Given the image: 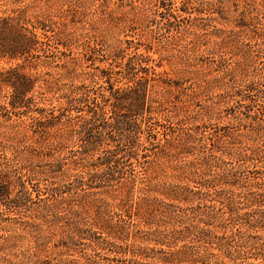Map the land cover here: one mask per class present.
Wrapping results in <instances>:
<instances>
[{
	"label": "rangeland",
	"instance_id": "rangeland-1",
	"mask_svg": "<svg viewBox=\"0 0 264 264\" xmlns=\"http://www.w3.org/2000/svg\"><path fill=\"white\" fill-rule=\"evenodd\" d=\"M186 1L190 3L187 7L190 18L188 14L177 12L175 6L180 4V0H175L176 4L171 10L176 16L174 23L168 20L171 12L159 7L157 0H0V16L21 15L23 21L40 27L37 31L42 38L45 39L43 35L47 37L46 42L54 54L46 51L49 55L46 59L54 62H50L48 68L34 64L24 71L39 78L40 84L43 79L48 81L50 88L79 81L62 77L67 68L75 66L76 72L81 73L84 70L91 71L94 66L103 67L113 52L125 46L129 47V53L142 54L147 61L152 62L158 73L171 78L174 85L181 84V89L175 91L161 84L155 87L154 94V107L161 106L160 113L179 128L177 139L186 144L181 159L173 157L174 162L161 159L152 164L148 170L141 172L132 188L129 185L118 188V198L115 201L106 194L99 197L111 204L110 208L104 201H100L104 212L101 219L115 223L118 213L125 216L130 212L128 209L121 212L116 205L123 203L122 201H130L132 195L136 199L142 195L143 188L147 193L145 196L151 199L153 194L150 191L154 188L193 187L195 183L206 188L208 185L207 189L211 192L209 206L202 204L194 209L195 205L190 202L177 203L178 206L172 213L162 212L159 206H150L148 210L141 211L139 218L133 214L130 222L126 220L127 231H136L141 237L148 239L144 245L164 247L167 254L193 249L194 258L161 263L164 256L160 253H133V247H128L131 245V238L102 234L103 237L107 236L103 242L101 238L72 231L69 223L76 218L70 213L80 216L79 221L86 225L100 223L97 222L98 213L95 211V207L99 205L98 197L81 199L76 195H68L62 198L53 189L69 184V177L57 174L53 179L46 173L36 178L31 190H35L32 192L33 197L36 191L48 196L53 204L50 209H43L45 201L34 202L21 209H10L0 202V264H41L42 261L46 264H135L134 261L150 264H214L212 258L201 260L197 248H202L200 253L217 252L219 248L220 254L230 264H264V258L257 259L259 256H256L258 253L264 255V230L249 224L253 223L258 210L264 208V202H251L253 193L264 190V137L255 138L250 133L245 126L246 122L240 120L242 116L238 108L236 111L226 110L236 101L234 94L232 95L233 82L235 86H239L245 78L246 81L251 78L264 83V70L257 69L261 67L259 63L264 57V18L252 21L248 28L233 29L230 36L224 35V32L233 28L235 16L242 12H247L250 17L255 15L257 7L264 9V0ZM213 14L222 15L218 25L223 32L219 37L210 35L213 24L207 20ZM199 23L203 30L198 33ZM216 42L221 44L219 48H213ZM86 54L89 60H85V65ZM17 63L16 60L0 59V71ZM242 72L245 76L243 80L240 75ZM210 106V111L205 112L204 109ZM202 116L212 123L205 130H222V153L211 148L203 150V138L187 141L183 136L182 133H189L194 130L196 123H201L199 121H202ZM178 122H181V126L177 125ZM11 130L14 132L2 123L1 143L7 142L4 135L10 136ZM21 143H24L23 153L13 159L10 164L12 169L33 165L29 156H26L29 155L27 147L31 142L27 137ZM51 143L48 139L37 147L40 152L45 153L41 148H44L43 145L51 146ZM253 149L260 151L251 156ZM2 150L0 148L1 156ZM71 150L65 153V157L56 148L51 149L47 153L53 156H41L40 167L49 170L54 161L59 160L63 163V171L71 173L69 175L80 174L86 179L91 173H100L96 162H89L92 159L90 155L87 158L80 155L75 157L70 154ZM22 156L26 157L21 158ZM1 167L2 164L0 169ZM34 167L40 168L36 165ZM234 167H238L242 179L238 176L237 182H223L220 179L221 173L232 171ZM118 183L130 182L124 180ZM18 190L17 187L11 188V194L18 193ZM231 201L233 210H228L224 216L227 222L224 232L215 231L214 235L202 237L194 231L192 227L203 220L208 221L212 212L220 207L225 209L223 205ZM244 213L251 215L241 217ZM56 215L62 218L57 220ZM221 233L224 235L223 239L216 238ZM222 241L225 247H220ZM124 247L128 251L123 250ZM164 258L170 259L168 256Z\"/></svg>",
	"mask_w": 264,
	"mask_h": 264
},
{
	"label": "trees",
	"instance_id": "trees-1",
	"mask_svg": "<svg viewBox=\"0 0 264 264\" xmlns=\"http://www.w3.org/2000/svg\"><path fill=\"white\" fill-rule=\"evenodd\" d=\"M157 1L159 7L165 8L169 12L176 4L175 0ZM189 4L186 0H180V4L175 6L177 12L184 15L188 14L189 17L190 11L187 9ZM169 5H171L170 8ZM247 14V12H242L235 16L233 28L224 32V35L229 34L230 36V31L233 29L248 28L252 21L264 18V9L257 7L255 15L252 14L251 17ZM20 16H0V59L7 58L18 61L15 66L0 71V126L3 123L14 130V132L10 131V136L4 135L6 136V143L0 141V148L3 149V155H0V161H3L0 162L2 164V170L0 169V202L10 209H21L34 202L45 201L46 206L44 205L43 209L48 210L53 206L48 196L46 197L43 193L36 191V195L33 197L32 192L35 190H31V187H33L36 178L43 174L48 173L51 178H55L57 174H60L59 176L63 174L64 177H69L68 182L70 181V183L53 189L55 193L58 192L60 197L76 195L75 197L87 199L96 196L98 197L97 201H99L98 206L94 205L97 206L95 211L98 213L99 221L97 222L100 223L86 225L79 221L80 216L77 217L70 213L76 218L69 223L72 226V231L75 230L80 235L85 233L89 237L101 238L103 242L106 241L107 236L103 237L102 234L118 238L124 236L127 239L131 238L132 242L128 247H133V253L145 255L151 252L152 255L160 253L164 257H170V259L163 257L160 260L161 263H174L176 262L174 260L182 262L187 258H194L193 249L172 251L167 254L164 247L144 245L148 239L141 237L136 231L135 233L127 231L126 220L130 222L133 214L138 215L139 218L141 211L148 210L150 206H159L164 213L174 212L178 206L177 203L190 202L195 205L194 209L202 204L209 206L211 204V192L207 189L209 188L208 185L206 188L198 186V183H195L193 187L186 185L181 188L174 186L162 189L154 188L150 191L153 194L151 199L145 196L147 193L143 188L145 194L144 190L141 189L142 195L136 199L132 195L130 201H122L123 203L116 205V208L121 212L123 209H128L130 212L129 215L125 216L118 213L119 217H116L115 223L101 219V214L104 212L100 201H104L110 208L111 204L99 197L106 194L111 197L112 201H115L121 186L129 185L132 188L141 172L148 170L152 164L161 159L166 160V162L168 160L174 162V158L176 160L181 159L186 144L177 139L179 128L173 126L160 113L161 106L154 107L156 101L155 87L165 84L168 86L167 89L175 91L181 89V84L174 85L171 78L158 73L152 66V62L147 61L142 54L129 53L128 46L113 52L103 67L94 66L91 67V71L84 70L77 73L75 66H71L62 74V77L72 80L79 79V81L62 83L55 89L50 88L48 86L50 83L44 79L43 83L40 84L38 83L39 78L26 73L24 70L27 67L32 68L34 64L48 68L54 61L46 59L49 55L45 52L54 53L46 42L47 37L43 35L44 39L38 34L37 30L40 27L23 21ZM219 18H222V15L213 14L207 20L213 24L211 36L217 35L219 37L223 32L218 25L220 24ZM168 20L174 23L176 16L171 12L168 14ZM197 26L199 33L203 28L201 23ZM41 28L46 31L44 27ZM220 45L216 42L213 48H219ZM87 54L84 55L85 65L87 64L85 60H89ZM262 58L259 63L261 67H257L259 70H264V57ZM45 73L47 74V72ZM240 75L241 80H243L244 72ZM53 95L55 96L52 97ZM232 95L236 98L235 104L226 110L236 111L238 108L242 116L240 120L246 122L245 126L250 133H253L255 138L264 137V83H259L258 79L253 80L251 78L247 81L245 78L239 86H235V82H233ZM210 108L211 106L206 107L205 112H209ZM199 122L201 123L195 124L194 130L189 131V133H182L183 136L187 141L203 138L204 142L201 147L203 150L206 151L207 148H211L222 153V143L220 142L222 130L213 131V128L205 130V127L212 125L206 117ZM179 124L181 126V122H178L177 125ZM27 137L31 143L27 147L29 155L26 156H29L33 165H23L12 169L10 164L16 156L23 153L24 143L21 141ZM48 139L52 142L51 146L43 145L44 148L41 150H45V153L44 151L40 152L37 145L41 146ZM55 148L63 156L70 149H72L70 154L75 157L80 155L87 158L90 155L92 159L89 162H96L97 167L100 168V173H91L86 179L80 174L69 175L71 173L63 171V163L59 160H55L49 170L42 169L40 167L42 164L39 162L40 157L51 158L53 155L47 152ZM252 151L254 152L251 153V156L260 150L253 149ZM96 154L98 155L95 159ZM245 154L247 153L245 152ZM35 165L40 168L34 169ZM238 176L241 177L240 171L238 167H234L232 171H223L220 179L231 184L238 181ZM124 180L130 183H118ZM15 187L19 189V192L13 195L11 188ZM251 202H264V190L256 194L253 193ZM83 203L85 204V200ZM232 205V201L225 203L223 205L225 209L220 207L212 212L208 221L203 220L192 228L202 237L214 235L215 231L221 232L223 230L222 232H224V228H227L224 216L233 210ZM213 206L215 207V205ZM257 214L253 221L255 224L252 222L249 224L264 230V208L259 209ZM250 215V213H244L241 217ZM113 217L114 214L111 219ZM56 218L60 220L62 217L56 215ZM98 234L99 236H97ZM223 237V233L216 235L218 239H223ZM220 247H225L223 241ZM122 249L128 251L126 247ZM197 250L201 260L212 258L214 264H230L228 263L229 260L220 254L219 248L217 252L205 251V253H200L202 248H197ZM256 256H259L257 259L264 258L262 253H258ZM134 262L135 264H150L140 261ZM41 264H46V262L42 261ZM249 264L258 263L250 262Z\"/></svg>",
	"mask_w": 264,
	"mask_h": 264
}]
</instances>
